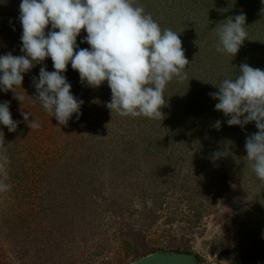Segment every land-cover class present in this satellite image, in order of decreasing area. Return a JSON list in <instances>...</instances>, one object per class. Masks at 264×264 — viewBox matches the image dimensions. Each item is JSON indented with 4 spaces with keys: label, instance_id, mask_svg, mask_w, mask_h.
Returning <instances> with one entry per match:
<instances>
[{
    "label": "rangeland",
    "instance_id": "374dc122",
    "mask_svg": "<svg viewBox=\"0 0 264 264\" xmlns=\"http://www.w3.org/2000/svg\"><path fill=\"white\" fill-rule=\"evenodd\" d=\"M20 2L0 4V55H24ZM137 2L162 29L178 32L189 81L167 85L161 122L111 112L107 82L90 87L69 63L63 74L84 103L78 120L74 114L59 125L38 102L15 96L36 95L33 80L42 66L54 70L50 58L23 74L15 93L0 92V102H9L13 120L20 122L15 132L0 125L10 161L4 179L11 186L0 193V264H125L131 257L123 239L138 231L144 236L137 246H163L175 238L200 264H264V181L255 176L245 150L246 137L257 131L255 122L227 125L230 117L215 110L218 100L210 96L218 91L213 84L239 75L241 64L264 70V3ZM240 13L246 16L248 40L234 57L216 52V30ZM85 36L82 29L80 48L90 47L81 43ZM22 112L31 114L28 121ZM32 119L38 129L28 126ZM218 120L220 129L234 130L227 141L214 127ZM186 123L209 133L192 150L182 145ZM121 135L130 137L127 150L113 147ZM91 144L96 151L86 147ZM225 151L212 160L213 153Z\"/></svg>",
    "mask_w": 264,
    "mask_h": 264
},
{
    "label": "clouds",
    "instance_id": "9594fccd",
    "mask_svg": "<svg viewBox=\"0 0 264 264\" xmlns=\"http://www.w3.org/2000/svg\"><path fill=\"white\" fill-rule=\"evenodd\" d=\"M5 2L0 0V4ZM18 20L24 55H0V92L21 88L23 74L50 58L54 70L42 66L33 80L36 95L15 96L20 102H38L59 125H66L74 114L78 120L84 103L72 94L63 74L69 63L82 83L95 88L107 82L111 99L106 106L111 112L160 122L165 118L161 109L166 106L167 85L173 79H188L189 61L178 32L162 29L137 0H21ZM245 21V14L240 13L216 30V52L231 57L238 53L248 40ZM82 29L86 36L81 43L89 48L77 43ZM213 85L218 91L210 96L218 100L215 110L230 117L227 125L243 128L255 122L257 131L245 140L246 158L255 176L264 181V70L241 64L239 75ZM21 116L28 121L31 114L22 112ZM19 123L11 116L9 102H0V125L15 132ZM220 125L218 120L214 127L218 130ZM28 126L38 129L40 124L32 119ZM225 155L226 151L215 152L212 160ZM9 163L0 130V193L11 189L4 179Z\"/></svg>",
    "mask_w": 264,
    "mask_h": 264
},
{
    "label": "trees",
    "instance_id": "16d2710c",
    "mask_svg": "<svg viewBox=\"0 0 264 264\" xmlns=\"http://www.w3.org/2000/svg\"><path fill=\"white\" fill-rule=\"evenodd\" d=\"M180 130H181V135L186 134V136H187V132H188V134H190L187 137L184 135L186 141H182V143H183L182 145H185L186 147L189 145V147H190L191 150L192 149H195L197 146H199V141L202 140L203 137L209 136V133L206 134L207 131L203 130V128H197V127H195L194 129H192L195 132H192V130H190L189 124H187V123ZM186 130H187V132H186ZM218 130H221V133L224 135V141L229 140V139H226L225 138L226 136L227 137L228 136L229 137H233L234 136V133H233L234 130L226 127L225 125H223L222 128L221 129L219 128ZM235 130H237V129H235ZM198 139H200V140H198ZM117 141H118V145L119 146L115 144V145H113V147L114 146L115 147H120L123 150L124 149L127 150V148H130V137H126V136L121 135V137H119ZM86 147L88 149H91V152H92V150H95L96 151V149L98 148L94 144L86 145ZM207 147L210 148L211 147V144H207ZM202 148H204V147H202ZM122 153H124V152H122ZM116 157H117V155L115 154L113 156V159L115 160ZM86 159L90 162L91 154L88 153L86 155ZM212 165L215 166V164H212ZM70 172H73V171H70ZM118 174L120 175V173H118ZM75 185H76V187H78V183H76ZM85 201L86 200H84V201L80 200L79 203L82 204ZM140 236H144V235H141V233H139V231L137 233L127 232V234L125 235V237L123 239V242L125 244V247L127 248L125 250V252H126L127 255H129L131 257V261H133V260H135V259H137V258H139V257H141V256H143L145 254H148L150 252H153V251H156V250H160V249H165L167 247H171V248H175L177 250L183 251V252H190L191 253L189 247L185 243L184 244L183 243H180L179 246L176 245L175 238H171V239L166 240L164 242L165 245H163V246H160V245H157V246L156 245H154V246L153 245H150V247H148L145 242H142L139 246H137L136 243L139 241L138 239H139ZM195 256L197 257V259L201 263V259L197 255H195ZM130 262H127L125 264H128Z\"/></svg>",
    "mask_w": 264,
    "mask_h": 264
},
{
    "label": "water",
    "instance_id": "95a60500",
    "mask_svg": "<svg viewBox=\"0 0 264 264\" xmlns=\"http://www.w3.org/2000/svg\"><path fill=\"white\" fill-rule=\"evenodd\" d=\"M128 264H200V261L193 253L172 248L150 252Z\"/></svg>",
    "mask_w": 264,
    "mask_h": 264
},
{
    "label": "flooded vegetation",
    "instance_id": "af4514ba",
    "mask_svg": "<svg viewBox=\"0 0 264 264\" xmlns=\"http://www.w3.org/2000/svg\"><path fill=\"white\" fill-rule=\"evenodd\" d=\"M171 247H167V248H165V249H170Z\"/></svg>",
    "mask_w": 264,
    "mask_h": 264
}]
</instances>
